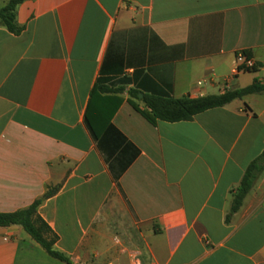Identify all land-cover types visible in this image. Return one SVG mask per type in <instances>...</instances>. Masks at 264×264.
I'll return each instance as SVG.
<instances>
[{"label": "crops", "instance_id": "obj_1", "mask_svg": "<svg viewBox=\"0 0 264 264\" xmlns=\"http://www.w3.org/2000/svg\"><path fill=\"white\" fill-rule=\"evenodd\" d=\"M16 22L20 35L0 27V214L59 187L38 215L71 264H264V172L226 221L264 152V92L155 125L129 96L264 84V0H26ZM242 52L256 71L224 90ZM99 80L122 92L91 101ZM117 100L94 139L87 116ZM0 264L66 263L12 225Z\"/></svg>", "mask_w": 264, "mask_h": 264}, {"label": "trees", "instance_id": "obj_2", "mask_svg": "<svg viewBox=\"0 0 264 264\" xmlns=\"http://www.w3.org/2000/svg\"><path fill=\"white\" fill-rule=\"evenodd\" d=\"M26 0H10L9 3L0 10V27L6 28L14 35H20L24 31V27H20L16 22V10L19 5ZM247 58H251L249 52H242ZM250 71H256V67ZM121 89L111 90L104 86L99 80L95 85L91 101L101 95L119 94ZM264 92V84L255 81L251 86L241 89L226 92L221 95L207 96L201 98H173L169 95H144L140 99L138 90L129 91V96L138 102L144 104V109H141L136 102L130 101L133 108L140 113L147 121L155 125L157 121L168 123H178L191 121L193 118L203 112L211 109L224 107L236 99H241L244 96ZM121 103L117 100V104L110 112L100 114L95 120L87 116V125L94 139L98 140L106 127L114 129L110 124L111 118ZM264 172V152L256 160H254L247 168L246 173L239 186L232 192V209L227 216L226 221L230 222L231 217L239 211L243 202L259 176ZM59 190V187L49 188L45 195L37 200L30 207L10 214H0V227H9L12 225L22 226L27 234H29L38 244H40L50 256L66 264H71L70 260L63 254L54 250V244L57 237L53 234L50 227L38 215V208L46 199L54 196Z\"/></svg>", "mask_w": 264, "mask_h": 264}, {"label": "built area", "instance_id": "obj_3", "mask_svg": "<svg viewBox=\"0 0 264 264\" xmlns=\"http://www.w3.org/2000/svg\"><path fill=\"white\" fill-rule=\"evenodd\" d=\"M240 59L242 60V63L241 65H239L234 71H233V76L228 79V80H225V82H223V89L224 90H227V89H230L231 88V84H232V81L234 80V78H236V76H238L239 74L241 73H244V72H247V71H250L252 70L253 68L256 67L255 65V62L252 60V58H247L244 54H240ZM206 82L204 81H201L199 82V86H202L204 85Z\"/></svg>", "mask_w": 264, "mask_h": 264}, {"label": "water", "instance_id": "obj_4", "mask_svg": "<svg viewBox=\"0 0 264 264\" xmlns=\"http://www.w3.org/2000/svg\"><path fill=\"white\" fill-rule=\"evenodd\" d=\"M139 97L142 99L143 98V94H140Z\"/></svg>", "mask_w": 264, "mask_h": 264}]
</instances>
